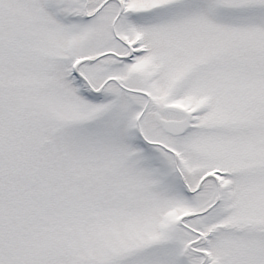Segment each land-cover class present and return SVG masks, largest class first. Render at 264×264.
Masks as SVG:
<instances>
[{"label": "snow or ice", "instance_id": "snow-or-ice-1", "mask_svg": "<svg viewBox=\"0 0 264 264\" xmlns=\"http://www.w3.org/2000/svg\"><path fill=\"white\" fill-rule=\"evenodd\" d=\"M0 264H264V0H0Z\"/></svg>", "mask_w": 264, "mask_h": 264}]
</instances>
